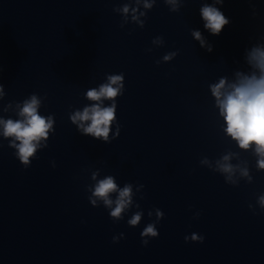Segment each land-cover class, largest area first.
<instances>
[{
    "label": "clouds",
    "instance_id": "9594fccd",
    "mask_svg": "<svg viewBox=\"0 0 264 264\" xmlns=\"http://www.w3.org/2000/svg\"><path fill=\"white\" fill-rule=\"evenodd\" d=\"M186 2L187 0H163L171 12H179ZM156 3L157 0H126L122 6L114 8L113 11L121 15L122 28L128 23L143 28L145 19L142 18H146L147 12ZM223 3L224 0H211V3L205 2L200 8L204 28L214 36H218L230 23L220 8L216 7ZM191 36L202 48L209 52L213 50V46L201 31L192 29ZM164 43L162 36L152 40V44L157 47L163 46ZM148 51L151 52L152 49L149 48ZM177 55L175 51L169 52L162 57V61L158 60L156 63L170 62ZM244 60L247 70L237 69L233 71L231 79L228 76H221L217 82L208 85L214 98L213 107L218 110V120L223 121L220 130L226 138L234 142L239 151L228 149L219 158L210 159L205 156L200 160L201 166L222 175L225 183L232 186H239L242 180L248 184L254 182L249 162L241 157V152L251 153L256 161V170L264 171V43H256L246 49ZM2 74L3 67L0 66V138L9 141L8 147L15 150V157L27 169L37 158V153L48 147L50 135L55 131V118L54 115L45 116L40 113L44 98L36 93L29 95L23 101H9L4 104L6 92ZM124 90L123 73L106 75L103 83L84 93L90 103L82 109L69 113L71 123L81 135L111 143L120 135L121 126L117 121L116 101L124 94ZM105 101L110 103L106 105ZM3 113H13L16 118H5ZM55 166L53 161L52 167ZM90 178L93 183L88 185L86 190L89 193L88 200L93 207L103 206L109 211V216L114 222L123 220L125 213L135 207L137 211L127 220V224L130 227L139 226L144 211L140 208V204L134 201V197L137 193H142L145 187L143 184L125 183L120 187L112 175L100 178L99 169L92 171ZM140 198L143 199V195ZM256 206L264 211V194L256 197V205L251 203L248 205L253 214H256ZM147 214L149 217L154 214L155 220L148 223L140 233L143 246H147L150 239L159 236L156 225L164 217L163 211L158 208L149 210ZM199 216L200 213L196 212L193 218ZM123 238L124 233H120L113 237V243H118ZM204 239V236L197 233L184 237L186 243H203Z\"/></svg>",
    "mask_w": 264,
    "mask_h": 264
}]
</instances>
